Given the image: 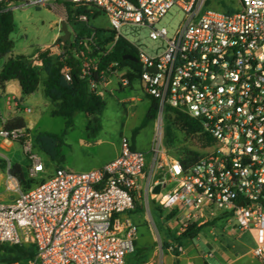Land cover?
I'll use <instances>...</instances> for the list:
<instances>
[{
	"label": "built area",
	"instance_id": "obj_1",
	"mask_svg": "<svg viewBox=\"0 0 264 264\" xmlns=\"http://www.w3.org/2000/svg\"><path fill=\"white\" fill-rule=\"evenodd\" d=\"M52 2L86 9L81 22L105 14L115 34L110 49L123 39L136 51L142 90L158 102V123L167 113H183L201 123L210 144L188 170L166 155L157 134L151 164L122 137L119 155L101 169L56 168L13 202L0 203V264H126L136 250L138 226L125 214L138 201L148 206L150 200L185 218L182 233L196 222L232 217L240 234L257 232L253 255L264 264V0H240L232 13L208 9L206 0H0L5 11ZM174 9L184 19L170 35L156 26ZM142 29L160 43L153 54L127 35ZM97 70L98 60L84 62V75ZM66 77L70 80L68 69ZM104 83L91 79V91L99 94ZM120 84L130 81L124 77ZM5 104L18 116L33 112L15 96ZM0 122V138L22 146L29 177L46 172L34 136L10 128L1 106ZM165 169L169 179L154 194L160 184L156 174ZM167 183L176 186L165 192ZM4 245L31 247L33 256L4 262ZM176 248L182 252V246Z\"/></svg>",
	"mask_w": 264,
	"mask_h": 264
},
{
	"label": "rangeland",
	"instance_id": "obj_2",
	"mask_svg": "<svg viewBox=\"0 0 264 264\" xmlns=\"http://www.w3.org/2000/svg\"><path fill=\"white\" fill-rule=\"evenodd\" d=\"M206 2L209 3L211 9L222 12H226L229 9L237 11L241 7L240 0H206ZM12 12L14 15L15 29L11 34V39L14 45L12 51L8 55L0 58V72L6 62L11 58L26 57L36 59L39 52L48 48H51L52 51L58 55L61 53L62 42H58V39L63 35L61 31V22H67L68 17L66 6L62 5V2H52L49 6L42 8L25 7L15 9ZM60 16L62 17V21L59 20ZM183 19V12L174 9L168 16L162 19L156 27L158 29L166 28L171 35L179 28ZM89 25L93 29H111L109 19L105 14H100L97 18H90ZM69 29L72 31L71 41L73 42L75 34L71 27H69ZM127 35L129 39L141 45L143 49L150 54H153L155 49L160 45L159 41H153L149 38L148 29H142L139 35L131 32L127 33ZM86 41L90 42L89 38ZM107 49H110V45H108ZM34 66L39 73L40 79H42L43 72L41 71V64L35 62ZM115 74L116 72L108 75L107 80L112 78ZM119 75L118 73V76ZM114 79L116 81L115 77ZM118 87L117 85V88ZM43 88V84L40 83L35 94L31 98H27L22 94L18 81L13 80L5 83L4 88L0 90V106L3 114L10 113L9 115H13L16 111L15 107L10 111L6 109V97L15 96L19 100H23L25 105L33 110L31 114H20V117L25 118L26 121L25 130L29 131L32 136L43 132L57 135H61L65 132V144L62 147L63 154L70 159L81 158L82 154L77 150L76 140L81 135V121L86 119L85 114L78 113L75 116L76 128L73 132H68L66 119L51 115L52 104L44 97ZM138 92L139 95H142L140 91ZM129 95L130 93L127 91H118L112 96H104L106 109L100 119L104 128L103 137L107 138L109 141L120 140L122 134L129 137L132 128L141 124L150 108V101L144 98L143 104L138 107L136 115L131 116L129 105L126 106L127 109H125L126 107L121 103V100L127 98ZM158 122V119H156L157 127L149 125L140 132L138 137L139 149L148 153L149 164H151L152 158V152L150 151L156 134L157 138L162 135V142L166 155L178 161L183 157V153L188 150L197 151L201 154L205 153L206 148L202 146L197 135H187L184 131L173 125L166 117L162 119V125ZM1 126L2 123L0 122V128ZM168 131L172 133L170 139H167L166 136ZM97 149L98 148H94L93 150L97 152ZM105 153L108 152L106 151ZM40 156L48 166V169L46 172L38 174L36 178L33 179L31 188H35L39 183L49 177L48 172L56 166L46 155L40 153ZM15 165L21 166L24 173L28 174L30 163L24 155L22 146L19 143H6L0 138V191L8 197L14 194L12 191V194L7 192L6 189V184H8L11 179L8 168ZM174 184H169L164 191L166 192L172 189ZM20 190L22 189L19 186V191ZM153 201L154 200H150L148 206H146L143 201L138 203V207L141 209V216L143 217L142 223L140 227H138L139 245L145 246L152 240H155L154 247L161 248L170 233L173 237L179 236V233H182L181 229L187 221L182 215H179V217L165 222L171 232L162 230V223L158 213L155 211ZM167 213L168 212H165L164 215ZM208 223L209 225H207V223L201 225L202 228L194 239L183 241L186 248H193L207 255L208 261L212 264H220L218 261L219 251H224L226 258H228V262L233 261L237 256L242 257L240 262L251 260L249 252L257 246L256 231L240 234V232L234 229L235 220L232 217L213 218ZM194 225H198V222L194 223Z\"/></svg>",
	"mask_w": 264,
	"mask_h": 264
},
{
	"label": "trees",
	"instance_id": "obj_3",
	"mask_svg": "<svg viewBox=\"0 0 264 264\" xmlns=\"http://www.w3.org/2000/svg\"><path fill=\"white\" fill-rule=\"evenodd\" d=\"M65 6L68 26L73 29L75 34L72 45L67 49L62 46L59 55L54 53L51 48H48L39 52L36 59L26 57L9 59L0 72V82L4 86L9 81H18L24 96L33 95L40 83H42L44 97L52 104L51 115L65 118L66 126L69 128L78 113L86 114L88 117L87 129L91 136L94 137L102 129L100 117L105 110V102L101 95L91 91L90 80L103 81L108 75L124 67L133 69L134 73L129 76L131 79L140 78L142 69L138 63L124 59L128 55L137 56L135 49L128 42L119 39L112 49H107L108 45L115 39L114 32L111 29H93L89 25V21H79V16L89 14L86 9H75L71 4H66ZM206 8H210L208 2H206ZM232 12L234 11L231 9L226 11V13ZM98 16H100V13L89 15V20ZM14 29L13 12L5 11L0 4V58L8 55L13 49L14 43L11 39V34ZM88 38L90 42L86 41ZM58 42H61V40L58 39ZM97 60L98 70L92 71V75H84L82 71L84 62L88 61L93 64ZM35 62L41 64L42 79H40L39 73L35 69ZM67 69L69 70L70 80L66 77ZM102 72L105 73L101 77ZM149 98L151 100L150 108L142 124L133 130V140H135L141 130L157 119L158 102L150 96ZM165 117L187 135H197L204 148L209 146L210 140L203 133L202 125L199 121L179 112H175L174 115L167 113ZM8 126L10 128H25V122L22 118H16L10 121ZM64 134L65 132L61 135L48 132L39 133L34 136L35 147L52 161H58ZM166 136L167 139H170L172 133L168 131ZM132 149L136 148L132 145ZM201 156L202 154L197 151L188 150L184 152L183 157L180 158L183 169L188 170L191 168ZM9 174L17 180L23 191L32 189L33 179L29 177V173H24L21 166L15 165L11 167ZM153 204L161 220L162 230L171 232L165 222L175 219L177 211L164 215L166 211L162 210L156 201H153ZM139 210L141 211L140 208ZM201 228V226L192 225L179 236L173 237L170 233L167 238L172 239L177 246H181L184 240L194 239ZM163 245L166 247L167 242H164ZM1 250L4 262L21 261L33 256V248L31 247L4 245Z\"/></svg>",
	"mask_w": 264,
	"mask_h": 264
},
{
	"label": "crops",
	"instance_id": "obj_4",
	"mask_svg": "<svg viewBox=\"0 0 264 264\" xmlns=\"http://www.w3.org/2000/svg\"><path fill=\"white\" fill-rule=\"evenodd\" d=\"M59 20L62 21L61 16L59 17ZM118 73L120 74L119 76H118ZM131 73H134V71L130 67H124L121 70H117L116 74L112 78H110L109 80H107V78L105 79V83L99 89V95H101L104 100V96H107V95L112 96L118 91L129 92L130 95L127 98L121 100V103L125 107L129 105V108L131 109V116H134L136 115L138 107L141 104H143L144 98H147L150 101V104H151V100L149 96L146 95L144 91L142 90L140 78L135 77L131 79L129 77ZM114 77L116 78V81ZM124 77L128 78L130 81V84L127 87H123L120 84V79ZM117 85L119 86L118 88H117ZM138 91H140L142 95H139ZM33 95L26 96V97L31 98ZM105 109H106V102H105ZM125 109H127V107ZM9 114L10 113L5 114L6 120H9V122L16 118H21L16 113H14L13 115H9ZM85 116H86V119L84 121H81L82 123V126L80 128L81 135L76 140L77 150L82 154L81 158L70 159L65 154H63L62 147L65 144L64 136H63V144L61 145V148H60V158L58 159V161H52L46 155L53 163L56 164V166L53 169H51V171L48 172V176H51L54 170L59 167L69 168L76 172H86L90 170L101 169L104 165H106L107 163H109L110 161H112L119 155L121 139L122 137H127V136H124V134H122L120 140H110L109 141L107 138L103 137L104 128L102 124V129L100 130V132L96 136L93 137L91 136L90 132L87 129L88 117L86 114ZM22 119L24 120L25 125H26L25 118L22 117ZM141 124L132 128L131 135L128 137L131 140L132 145L138 150H140L139 143H138V137L140 133L135 138V140L132 139V133H133V130L139 127ZM149 125L156 126V121L150 123ZM75 128H76V120L73 119L72 125L69 128H67L68 132H73ZM94 148H98L97 152L93 150ZM106 151L108 153H105ZM144 153L146 154L147 160H148V153L146 152ZM45 167L47 170L48 166L46 164H45ZM156 176H160L165 181H168L169 179L168 169H165L157 173ZM0 181H1V175H0ZM169 184H174V183H167V186ZM175 186L176 184H174L173 188ZM6 189H7V192L11 193L12 191L14 192L15 195L11 193L12 195L9 196L10 197L9 198L8 196H5L0 191V203L8 204V203L13 202L18 197L19 192L22 191V190L19 191V183L13 177H11L8 184H6ZM138 203H141V201H138L136 203L135 210L128 212L127 214H125V216L129 217L138 227H140L143 217L141 216V211L139 210ZM207 225H209V223H207ZM154 242L155 240H152L149 244L145 246H140L139 237H138L136 241V250L133 254L127 257L126 264H212L211 262L208 261L207 255H204L193 248H186L184 243H182L181 245L182 252L179 253V251L176 248L177 244L173 242L172 239L166 238L164 242H167V246L164 247L163 245L161 248L154 247L155 246ZM253 250L254 248L250 250L249 255L251 256V260L247 262H240L242 260L241 256H237L233 261L228 262L227 260L228 258H226L224 251H219L218 261L220 262V264H261L260 261L253 255Z\"/></svg>",
	"mask_w": 264,
	"mask_h": 264
},
{
	"label": "water",
	"instance_id": "obj_5",
	"mask_svg": "<svg viewBox=\"0 0 264 264\" xmlns=\"http://www.w3.org/2000/svg\"><path fill=\"white\" fill-rule=\"evenodd\" d=\"M61 31L63 32V35H61L60 40L62 42V46L63 48L67 49L68 47H70L72 45V41H71V36H72V31L69 29L68 24L66 21H62L61 22ZM124 59H128L131 60L135 63H137L138 59L136 57L133 56H125ZM150 71L155 72V69H151ZM160 184L157 185L154 188V194H159L161 191V183L164 181L163 178H159ZM243 204V203H241Z\"/></svg>",
	"mask_w": 264,
	"mask_h": 264
}]
</instances>
